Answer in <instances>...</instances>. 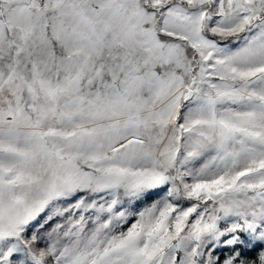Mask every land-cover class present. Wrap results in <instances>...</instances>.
<instances>
[{
	"label": "snow or ice",
	"instance_id": "1",
	"mask_svg": "<svg viewBox=\"0 0 264 264\" xmlns=\"http://www.w3.org/2000/svg\"><path fill=\"white\" fill-rule=\"evenodd\" d=\"M0 264H264V0H0Z\"/></svg>",
	"mask_w": 264,
	"mask_h": 264
}]
</instances>
